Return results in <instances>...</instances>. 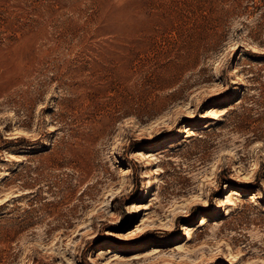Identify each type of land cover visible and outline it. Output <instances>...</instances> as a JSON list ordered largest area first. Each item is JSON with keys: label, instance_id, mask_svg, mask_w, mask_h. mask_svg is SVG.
Instances as JSON below:
<instances>
[{"label": "rangeland", "instance_id": "374dc122", "mask_svg": "<svg viewBox=\"0 0 264 264\" xmlns=\"http://www.w3.org/2000/svg\"><path fill=\"white\" fill-rule=\"evenodd\" d=\"M0 264H264V0H0Z\"/></svg>", "mask_w": 264, "mask_h": 264}, {"label": "bare ground", "instance_id": "6f19581e", "mask_svg": "<svg viewBox=\"0 0 264 264\" xmlns=\"http://www.w3.org/2000/svg\"><path fill=\"white\" fill-rule=\"evenodd\" d=\"M183 131H184V130H183ZM188 132H189V129L186 128L185 131H184L183 133H188ZM158 147H160V142H157V143L152 144L150 150H148V151H154L155 149H158ZM147 156L149 157V155H147ZM229 193H230L231 195H237V194H238V192L235 191V190H231ZM147 197H148V196H147L146 194H144L143 198H147ZM227 202H228L229 204H232V203H233V202H232V199L230 198V196H227ZM210 215H212V213H210ZM183 230H185L187 236H191V233L189 232L190 228H189L186 224H184V226H183ZM191 232H192V231H191ZM101 249H103L102 246H97V247L95 248V251L98 252V251H100ZM109 253H110V252H109ZM97 259H98L99 261H100V260L104 261V260H105V257L103 256V254L101 255L100 253H98Z\"/></svg>", "mask_w": 264, "mask_h": 264}, {"label": "snow or ice", "instance_id": "6c2138e0", "mask_svg": "<svg viewBox=\"0 0 264 264\" xmlns=\"http://www.w3.org/2000/svg\"><path fill=\"white\" fill-rule=\"evenodd\" d=\"M245 179H247V178H245Z\"/></svg>", "mask_w": 264, "mask_h": 264}]
</instances>
